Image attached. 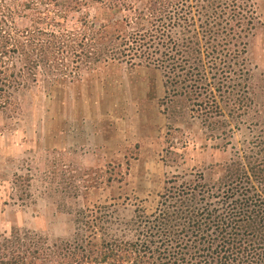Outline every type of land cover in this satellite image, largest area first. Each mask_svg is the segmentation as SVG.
I'll return each mask as SVG.
<instances>
[{
    "label": "rangeland",
    "instance_id": "374dc122",
    "mask_svg": "<svg viewBox=\"0 0 264 264\" xmlns=\"http://www.w3.org/2000/svg\"><path fill=\"white\" fill-rule=\"evenodd\" d=\"M28 1L0 4L16 9ZM142 1L129 0L134 6ZM236 2L243 5L244 30L230 48L244 53L231 63L243 69L244 94L240 102L226 94L225 116L214 119L193 110L187 96L168 94L163 74L152 66L78 58L85 52L77 45L81 18L103 16L100 1L88 0L67 14L55 0L37 2L33 25L75 32L76 43L63 56L66 68L54 62L50 75L39 68L37 80L28 77L12 104L0 108V261L4 236L16 230L61 247L92 235L91 249L99 257L111 234L134 238L137 215L156 211L170 180L179 184L202 174L214 181L224 165L212 161L218 151L230 162L245 150L242 162L251 161L264 135V0ZM123 14L133 13L115 12L111 21ZM13 25L20 29L31 22L16 15ZM223 130L227 135L216 139Z\"/></svg>",
    "mask_w": 264,
    "mask_h": 264
},
{
    "label": "trees",
    "instance_id": "16d2710c",
    "mask_svg": "<svg viewBox=\"0 0 264 264\" xmlns=\"http://www.w3.org/2000/svg\"><path fill=\"white\" fill-rule=\"evenodd\" d=\"M49 1L30 0L16 9L0 4V108L12 104L14 92L28 77L37 80L39 68L43 75L51 74L54 62L66 68L63 56L75 50V32L70 36L61 27L55 31L33 25L37 2ZM55 1L66 14L88 3ZM94 1H100L104 11L103 16L81 18L84 31L77 45L85 48L78 57L82 62L152 66L163 74L168 94L187 96L193 110L206 119L225 116L226 94L240 102L245 74L231 59L244 50L230 48L244 30L243 5L237 0L199 5L195 0H145L139 6L129 0ZM122 10L133 14L111 21ZM193 11L205 19L196 20ZM16 15L31 25L16 28ZM226 135L223 130L215 138ZM244 153L238 151L237 159L220 164L221 173L212 182L202 174L179 184L177 178L170 180L156 211L137 215L134 238L111 234V240L101 244L99 257L91 249L92 235L61 247L16 230L4 236L6 252L0 264H264V135L258 136V153L249 155L248 163L242 162Z\"/></svg>",
    "mask_w": 264,
    "mask_h": 264
},
{
    "label": "crops",
    "instance_id": "0c3cea01",
    "mask_svg": "<svg viewBox=\"0 0 264 264\" xmlns=\"http://www.w3.org/2000/svg\"><path fill=\"white\" fill-rule=\"evenodd\" d=\"M226 160H228V157L224 156V154L219 151L212 158V161H215V162H225Z\"/></svg>",
    "mask_w": 264,
    "mask_h": 264
}]
</instances>
